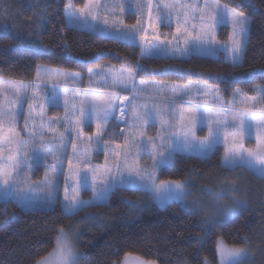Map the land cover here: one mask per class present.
<instances>
[{
	"label": "snow or ice",
	"instance_id": "1",
	"mask_svg": "<svg viewBox=\"0 0 264 264\" xmlns=\"http://www.w3.org/2000/svg\"><path fill=\"white\" fill-rule=\"evenodd\" d=\"M135 7L137 16L136 25H124V20L117 17L116 13L132 12ZM161 6L167 10L168 15L161 13ZM153 0H83V6L77 7L75 0H67L65 5V20L71 27L84 28L92 32H99L113 39L130 42L135 45L137 33L141 41V57L168 56L179 53L181 56L216 55L223 50L225 53L231 51L233 66H239L243 59L249 34L248 20L243 12L237 11L227 5L221 7L218 0H204L201 5L198 0H160L156 6V16H153ZM147 14L148 27L152 34L149 35L147 29L137 27L142 25V20ZM6 14V13H5ZM175 14L176 27L171 39H161L158 28L168 24L171 25L172 16ZM113 23L109 24V18ZM232 25L231 45L216 47V30L219 26L228 22ZM103 24L104 27L99 25ZM119 25H124V30H119ZM109 28L112 31H109ZM183 47H180V44ZM141 65L125 66L120 69H112L110 88L98 86L95 89H84L83 95L77 100L75 97L64 98L65 117L63 121L52 120L46 125L42 119L37 131L35 122L33 130L27 133V140L21 138V133L13 127L16 115L5 112L0 105V160L5 158L7 153V163H0V199L5 201L15 199L19 204L27 208L37 206L48 207L55 204L56 185L45 176V186H51L53 191L46 195L43 200L28 195L22 191V186L28 183L23 179L21 173L24 166L28 164L29 152L33 153L31 159L39 161L41 156L46 162L51 157L53 163V179L61 171L58 165L63 163L62 154L67 142H72L69 133L76 134L78 141L85 134V129L95 123V143L104 144L105 153L115 156V171L105 167L103 171L91 169L87 163L83 165L87 171L81 175L79 171L73 172L70 177H65L67 181L75 178V187L69 195L68 185L65 187L63 205L66 216L75 215L80 210L107 203L111 193L117 187L133 186L143 191L151 192L153 199L161 204L177 202L182 206H187L188 184L179 180H165L159 176V170L173 162L177 153L195 155L200 158H208L222 142L224 144V155L222 157V167L229 171L236 169H247L253 172L260 179H264V88L260 89V94L245 96L238 106H226L220 104L208 109L205 103L203 107L199 104L198 97L202 93L208 96L214 93L219 96V90L213 89L209 85L187 84V85H157L151 87L154 93H148L146 87L138 86L135 83L136 74L141 71ZM61 74L57 73L59 77ZM90 77L95 75L101 79H107L103 70L90 73ZM50 78V77H49ZM37 79H40L39 73ZM75 79V78H73ZM79 92V89L76 90ZM23 93L21 87L16 90ZM120 92L125 94L121 98ZM104 93L103 96L97 95ZM196 94V102L193 103V94ZM35 97V93H33ZM148 97L154 101L151 108L146 103L137 105L136 99ZM187 97V99H185ZM59 94L54 93L48 98L50 105L59 103ZM20 96L13 94V99L9 103H19ZM163 100L167 102L166 107L158 106L155 101ZM128 101L131 106L132 124L134 130L132 141L124 137L123 144L102 140L107 134L106 130L110 122L116 117V111L120 113L117 126L120 122L128 123ZM251 102V103H249ZM32 108V104H29ZM167 113V116H165ZM159 122L160 130L155 138L147 136L148 143L141 139L140 144L134 142L135 137L141 138L147 135L148 126L155 127ZM7 124V127L5 125ZM51 125H59L64 128V132L58 133L52 129ZM52 130V139L59 135L60 140L55 144L45 145L42 141L48 139L47 132ZM123 135V129H120ZM206 131V135L201 137L199 132ZM39 136L38 141L36 137ZM255 137V147L246 146V140ZM89 141L92 137H88ZM159 141V143H157ZM6 142V143H5ZM113 143L114 147L109 148L108 144ZM91 146V144L89 145ZM170 146V147H169ZM75 153L76 143L72 142ZM124 149V152L119 151ZM136 150L135 158H131L132 150ZM151 149V168L141 167L140 153ZM23 152L24 159L20 158ZM85 153V161L88 159ZM107 163V160H106ZM70 170L79 168V161L73 162V158H68ZM88 172H91V182ZM126 173V174H125ZM92 191L90 200L80 198L82 191ZM216 200H220L227 195L223 189L219 192L207 190ZM231 191V190H229ZM246 207V202L234 201V206L224 210L223 215L216 220V224L229 219L239 208ZM217 253L219 264H247L248 253L240 248H228L218 245ZM79 254L70 245L69 240L61 229L56 237L55 249L47 257L38 261V264H79ZM207 264V261H205Z\"/></svg>",
	"mask_w": 264,
	"mask_h": 264
},
{
	"label": "trees",
	"instance_id": "2",
	"mask_svg": "<svg viewBox=\"0 0 264 264\" xmlns=\"http://www.w3.org/2000/svg\"><path fill=\"white\" fill-rule=\"evenodd\" d=\"M220 1L246 14L250 22L246 52L238 67L224 58L203 55L142 58L138 43L69 26L67 0H43L33 15L27 13L25 4L0 0V78L36 82L40 65L87 76L101 65L139 64L142 70L137 80L218 85L227 100L238 88L252 93L255 86L264 85V0ZM75 2L82 5L81 0ZM50 112L60 114L62 109L51 107ZM222 154L221 147L208 158L177 153L173 163L159 173L165 180L191 178L194 185L232 184L239 189L248 205L222 224L212 226L177 202L146 204L147 191L123 187L115 188L107 203L70 217L65 215L60 195L51 209L30 210L13 200L2 201L0 264H37L53 251L63 228L78 235L80 264H116L129 255L158 264H219V238L248 248L252 256L247 264H264V179L247 169L222 167Z\"/></svg>",
	"mask_w": 264,
	"mask_h": 264
},
{
	"label": "rangeland",
	"instance_id": "3",
	"mask_svg": "<svg viewBox=\"0 0 264 264\" xmlns=\"http://www.w3.org/2000/svg\"><path fill=\"white\" fill-rule=\"evenodd\" d=\"M42 1L43 0H15V5L25 4L26 9L30 10L29 12L27 11V13L29 15H33L35 13L33 12V10L36 9L37 4L38 3L40 4ZM81 1H82V5L80 6L76 4L77 7L83 6V0ZM108 2L111 3V0H108ZM142 2H146V0H142ZM191 2H196V0H191ZM198 2L202 5L204 3V0H198ZM218 2L221 7L227 5L231 8H234L230 4L225 3L223 1L218 0ZM158 4H160V0H153V9H154L153 16L154 17L157 14L155 9ZM4 11H7V10H4ZM134 13H135V7L133 5L132 12H125V13L117 12L116 15L117 17L124 20V25H127L130 27L132 25H136L137 16ZM161 13L164 16L168 15L167 10H164L162 6H161ZM245 16L248 20V17L246 14ZM26 18L28 19V15L26 16ZM176 22L177 21H176L175 14H173L172 22L170 26L168 24H165L161 26L160 28H158V34L160 35L161 39H171L172 38V35L175 33ZM112 23H113V20L110 17L109 24L111 25ZM124 25H119V30H124ZM99 26L104 27L103 24H100ZM137 27H142L143 29H147L148 34L149 35L152 34L151 28L148 27L146 12L142 20V25H138ZM226 27H227V30L223 29ZM248 27H250L249 20H248ZM109 31H112V29L109 28ZM139 35L140 33L138 32L135 43L141 44V41L139 40ZM231 37H232V25H231V22L229 21L227 24L221 25L217 28L216 40L218 41V43L216 44V47L221 48L223 45H228L230 47ZM180 47H183L182 43L180 44ZM157 57L188 58L190 56H181L179 53H175V54H169L168 56H157ZM209 57L224 58L232 62L231 51L225 53L223 50H221L216 55H211ZM120 68L121 67L112 65V64L94 67L90 71V73H95L97 71L103 70L104 74L108 77L107 79H101L100 77H97L95 75L90 77L89 75L90 73L87 76H85L81 72H75V71L66 70L62 68H56V67L47 66V65H40L37 70V74L39 73L40 79H37V74H36V82H40V83L16 82V81L0 78V105L3 106V110L5 112H11L16 115V121L13 127L16 131L21 133V138L23 140H27L28 139L27 133L33 130V122H35V126L38 131L39 123L42 119L45 121L46 125L48 124V122L54 119L63 121L65 117V106H64L65 96H67L68 99H72L75 97L78 100L83 95L84 89H88V88L95 89L98 86H104V87L110 88L111 83H112L110 70L112 69L118 70ZM57 73H60L61 75L57 77L56 76ZM142 82H143V86L146 87V91L148 93H154V89L151 87V85L153 84H157V85L178 84V85L183 86V85H187L191 83V84L209 85L211 86V88L219 90V96H216L214 93H211L208 96H204L201 93L198 97L199 104L201 105V107H203V105L206 103L208 106V109H212L214 105L219 106L220 104H223L229 107L238 106L241 100H243L245 96H253V95L258 96L260 94V89L264 88V85L255 86L254 91L252 93L246 91L243 88H238L233 91L231 97L229 98V100H227L225 99V93L222 92V90L220 89L218 85H213V84H208V83H203V82L183 83V82H177V81H171V80H151V79H145V78H140L137 80V74H136L135 83L138 86H141ZM21 87L24 89V92L17 93L16 90ZM77 89H79V92L76 91ZM14 93L20 96L19 103H9L13 99ZM33 93H35V97H33ZM54 93L59 94V98H60L59 103L56 105H50L48 103V98ZM97 95L103 96L104 93H98ZM120 96L121 98L123 97V95H120ZM142 98L143 99H136L135 103L137 105L146 103L149 108L153 106L154 101L152 99H149L148 97H142ZM185 99H187V97ZM196 99L197 97H196V94L194 93L192 102L195 103ZM155 103L161 107L167 106V102L163 100H156ZM29 104H32L31 109L29 108ZM51 107L61 108L62 113L51 114L50 112ZM117 112L119 111H116V113ZM118 116H120V113ZM165 116H167V113H165ZM115 121L116 120L114 119L110 122L106 130L107 134L102 138V140H107V141H112L115 143L123 144L124 137H128L129 140L132 141L133 135H134V130L131 128L132 113L129 114L128 123L121 122L119 123V126H117V123H115ZM5 127H7V124L5 125ZM51 128L56 129L58 133L64 132V128L60 127L59 125H51ZM121 128L123 129V135L121 134V131H120ZM159 130H160L159 122H156L155 127L148 126L146 128L147 135L145 137L141 138L139 136H136L134 142L136 144H140L141 139H143L145 143H148L147 136H152L155 138L156 133ZM206 134H207L206 131L198 133V135L201 137L205 136ZM68 135L71 136L72 142H75L77 147L74 153L72 142L65 141L66 148L64 150V153L62 154L63 163L57 166L58 169H60L61 171L59 172V174L56 176L55 179H53L54 170L51 168V164L53 163L51 157H49L48 160L45 162L43 157L41 156V159L37 162L31 159L33 153L31 151L29 152L28 164L24 166V169L22 170V173H21L23 179L28 180V183L22 186L23 192H26L30 196L37 197L40 200H43L46 195H48L49 193L53 191V188L51 186H45L46 184L45 176L47 173L48 179L52 180V183L56 185L55 204L58 199V196L60 195L61 201H62V207H63V205L67 203V201L64 200L66 184L68 185L70 196L72 194V188L75 187V178L73 177L66 181L65 177H70L71 174L76 171H79V173L83 175L87 171V169L83 167L85 163H87L88 167L91 169H99L103 171V169L107 167L115 171V159H116L115 156H113L110 152L107 154L105 153L103 142L100 145H97L95 143V140H96L95 123H93L90 127H87L85 129V134L81 136L78 141L75 139L76 134L74 132L69 133ZM52 136H53V132L50 129L47 132L48 139L42 142L45 145L58 143L60 140L59 135L56 136L55 140L52 139ZM89 136L92 137L91 141H89L88 139ZM36 139L39 141L40 137L37 136ZM157 143H159V141H157ZM90 144L91 146H89ZM246 146L249 148L255 147V137L254 136L246 140ZM108 147L113 148L114 144L109 143ZM219 147L222 148V152H223L222 157H223L224 147H225L223 142L217 146V148ZM119 151L124 152L125 150L120 149ZM85 153H87L89 157L87 161H85ZM151 155H152L151 149H149V151L140 153L141 167H148V168L152 167L153 160L150 158ZM135 156H136V150L133 149L131 152L130 159L135 158ZM6 157H7V153H5V158L3 160H0V163L6 164L7 163ZM70 157L73 158L74 163L79 161L80 167L78 169L77 168H73L72 170L69 169L68 158ZM20 158L24 159L23 152L20 153ZM106 160H107V163H106ZM160 170H159V173H160ZM88 175H89V181L91 182V172H88ZM179 181L187 182L188 184L189 195L187 196V206L186 207L198 212L200 215H202L205 221L212 226L217 225L216 220L219 219L223 215V212L226 208L234 206L235 200L246 202V206L248 205L246 196L244 194H240L238 191L239 189L233 188L234 185L232 184L229 186H225L221 184H218V185H213V184L197 185L196 184L194 185L193 179L191 178H187V179L179 180ZM122 187L130 188V189H134L138 191H143L142 189L138 187H133V186H122ZM208 189H211L213 192H219L221 191V189H223L227 192V195L220 200H216L211 194H209V192L207 191ZM147 194H148L147 195L148 200L146 201V204L156 202L161 206H165L171 203L169 202L167 204H161L153 199V195L151 192H148ZM92 196H93L92 191L90 190L82 191L80 198L87 201V200H90ZM10 200L17 202L15 199H10ZM10 200L5 201L4 199H0V202L2 201L9 202ZM55 204L52 206H48V207H41V206H37L33 208H27L24 206L23 207L26 209H30V210L51 209L55 206ZM143 205H145V203ZM243 208L245 207L239 208L231 217L239 213ZM225 221L226 220H223L219 224H222ZM62 230L66 234L70 245L79 254V257L81 258V251L79 250V247L77 245L78 235L73 234L72 232L64 228ZM218 245H223L228 248L244 249L248 253V259L252 256L248 248L244 246L229 245L222 238H219L217 240V247ZM79 264H80V259H79ZM116 264H158V263L155 261L147 260L140 256L129 255V256H126L120 263H116ZM207 264H209V262H207Z\"/></svg>",
	"mask_w": 264,
	"mask_h": 264
},
{
	"label": "crops",
	"instance_id": "4",
	"mask_svg": "<svg viewBox=\"0 0 264 264\" xmlns=\"http://www.w3.org/2000/svg\"><path fill=\"white\" fill-rule=\"evenodd\" d=\"M35 83H40V82H35ZM32 84H33V83H32ZM92 89H93V88H92ZM125 94L129 95V99L131 100V94H130V93L120 92V95H125ZM137 99H143V98L138 97ZM124 103L128 105V101H125ZM117 111H118V110H117ZM128 112H129V114H131V106H130V105H128ZM118 115H119V112L116 113V117H117V119H115V120H116L115 123H117V120L120 119V116H118ZM128 119H129V116H128ZM120 123H121V122H120Z\"/></svg>",
	"mask_w": 264,
	"mask_h": 264
}]
</instances>
